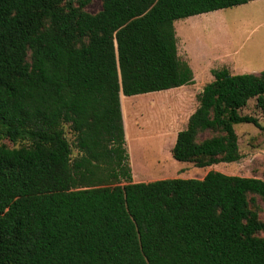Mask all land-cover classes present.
Wrapping results in <instances>:
<instances>
[{"label":"trees","instance_id":"16d2710c","mask_svg":"<svg viewBox=\"0 0 264 264\" xmlns=\"http://www.w3.org/2000/svg\"><path fill=\"white\" fill-rule=\"evenodd\" d=\"M100 1L0 0V141L21 144H0V264H264V180L134 183L124 110L194 84L176 21L255 0ZM212 76L171 152L197 168L241 160L235 125L264 132L241 114L264 72Z\"/></svg>","mask_w":264,"mask_h":264},{"label":"rangeland","instance_id":"374dc122","mask_svg":"<svg viewBox=\"0 0 264 264\" xmlns=\"http://www.w3.org/2000/svg\"><path fill=\"white\" fill-rule=\"evenodd\" d=\"M70 1L78 6L82 0ZM85 10L97 14L102 10V3L90 0ZM175 29L180 59L192 62L197 78L191 86L142 97L150 104L148 110H128V115L125 112L128 126L126 148L132 175L154 182L203 179L210 171H217L229 176L264 180V132L253 124L235 125L242 156L239 162L197 168L193 163L174 160L171 153L177 134L186 128L189 117L198 107L199 94L213 81V70L226 68L232 75L264 72V0L179 20L175 22ZM124 100L127 103L132 101ZM241 114L257 117L264 127V113L257 107V99H251ZM65 130L67 139L73 143L74 136L69 127ZM0 144L10 148L21 146L8 140L0 141ZM257 208L264 221V202L259 198ZM260 237H264V233Z\"/></svg>","mask_w":264,"mask_h":264},{"label":"bare ground","instance_id":"6f19581e","mask_svg":"<svg viewBox=\"0 0 264 264\" xmlns=\"http://www.w3.org/2000/svg\"><path fill=\"white\" fill-rule=\"evenodd\" d=\"M212 18V17H211ZM199 24V23H198ZM200 25V24H199ZM137 97H141V99H143L142 97H146V95H143V96H137ZM128 99H131L132 101H130V103H127L126 100H124V103H125V112L127 113L128 115V110H144V109H147L148 107H150V104L146 101V100H140V99H134L133 98H128ZM135 101V102H134ZM151 108V107H150ZM149 109V108H148ZM147 109V110H148ZM127 121V120H126ZM128 128V126H127ZM130 140V139H129ZM132 140V139H131ZM132 143V142H131Z\"/></svg>","mask_w":264,"mask_h":264},{"label":"crops","instance_id":"0c3cea01","mask_svg":"<svg viewBox=\"0 0 264 264\" xmlns=\"http://www.w3.org/2000/svg\"><path fill=\"white\" fill-rule=\"evenodd\" d=\"M176 30V29H175ZM177 34V33H176ZM185 48V47H184ZM178 55H179V57H180V53H179V49H178ZM188 64L190 65V67L192 68V62L191 61H188ZM193 70V69H192ZM194 72V71H193ZM196 78H197V75H196V73H194V79L196 80ZM182 88V87H181ZM173 90H178V88L177 89H173ZM120 100H121V97H120ZM121 111H122V105H121ZM127 129V128H126ZM176 138H177V136H176ZM176 138H175V140H174V143L172 144V146L174 147V145H175V142H176ZM127 139H128V135H127ZM130 166H131V168H132V165H131V163H130ZM133 176V178H134V180L135 181H133L134 183H149V181H146L147 179H144V178H142L141 176H138L137 178L136 177H134V174L132 175Z\"/></svg>","mask_w":264,"mask_h":264}]
</instances>
